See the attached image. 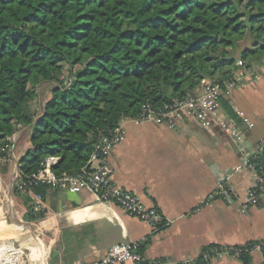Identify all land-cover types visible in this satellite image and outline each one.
<instances>
[{"label": "trees", "instance_id": "1", "mask_svg": "<svg viewBox=\"0 0 264 264\" xmlns=\"http://www.w3.org/2000/svg\"><path fill=\"white\" fill-rule=\"evenodd\" d=\"M239 59L264 61V0H0V153L31 128L14 191L49 157L56 173H79L101 138L145 103L193 96L203 79L233 77ZM44 81L50 95L37 112ZM42 213L29 208L26 217ZM216 247L186 264H210L204 253Z\"/></svg>", "mask_w": 264, "mask_h": 264}, {"label": "crops", "instance_id": "2", "mask_svg": "<svg viewBox=\"0 0 264 264\" xmlns=\"http://www.w3.org/2000/svg\"><path fill=\"white\" fill-rule=\"evenodd\" d=\"M251 67L244 82L221 100L222 115L244 132L242 141H233L219 127L206 129L192 121L178 129L152 122L125 124V140L108 156L113 180L158 209L166 221L158 229L116 204L99 202L88 189L39 188L43 213L28 219L29 208L39 213L32 209L36 192L14 191L19 159L31 146L30 127L21 128L27 133L24 143L12 145L7 171L0 165V260L83 264L100 258L113 244L144 240L140 251L146 260L186 264L208 246L264 239V185L245 209L256 177L237 170L242 150L252 156L264 140V61ZM222 180L223 193L207 201ZM247 260L214 258L210 264H263L264 255L255 251Z\"/></svg>", "mask_w": 264, "mask_h": 264}, {"label": "built area", "instance_id": "3", "mask_svg": "<svg viewBox=\"0 0 264 264\" xmlns=\"http://www.w3.org/2000/svg\"><path fill=\"white\" fill-rule=\"evenodd\" d=\"M236 65L239 67V70L235 71L233 77L223 81L203 79L199 92L193 96L174 99L161 108H156L150 103H145L137 116L124 118L113 131L101 138L95 145L86 166L79 173H56L52 169V165L57 162V157H49L46 159L45 165L38 172L18 180L17 188L25 193L36 192L35 199L32 202V209L35 212L43 210V195L37 191L39 188L65 190L68 192H79L83 189H88L96 195L99 202L116 204L129 214L150 224L154 229H158L166 223L162 214L157 208L147 207L138 194L123 188L113 180L114 170L108 162V156L117 144L125 140V124L129 121L135 124L152 122L172 129H178L186 122L192 121L206 129L219 127L233 141H242L245 136L244 132L235 122L224 117L221 113L222 98L239 87L244 82L246 76L252 72V67L248 66L241 59L236 62ZM17 131L5 144L4 152L0 153V165L9 161L11 147L17 141ZM242 151L243 159L241 164L238 165L237 170L246 169L253 172L256 177V185L249 190L248 199L244 206L247 209L256 202L257 195L264 185V161H260L261 153L264 151V140H262L260 148L252 156H249L246 150ZM18 175L17 170L15 172L16 179ZM223 183V180L218 183L217 188L208 197L207 201L223 193ZM143 245L144 240L116 243L111 245L100 258L83 264H143L146 261L143 253L140 251ZM263 247L264 239L249 244L212 248L209 252L204 253V257L209 261L214 258L224 257L241 258L244 253L262 252ZM150 263L158 264L160 261L151 260ZM0 264H7V261L3 258L0 260Z\"/></svg>", "mask_w": 264, "mask_h": 264}, {"label": "rangeland", "instance_id": "4", "mask_svg": "<svg viewBox=\"0 0 264 264\" xmlns=\"http://www.w3.org/2000/svg\"><path fill=\"white\" fill-rule=\"evenodd\" d=\"M50 88H51V83L47 81L41 82L38 85L37 87V90L39 91L38 97L34 101H32V108L34 111L36 110L37 112H41L42 108L44 107V102H45L46 97L50 95L49 94ZM27 133L31 135V128L28 129ZM27 133L23 134V132L21 133V131H17V141L19 142V144L24 143V138L26 137ZM17 152H19V150ZM4 164H7V162ZM9 179H10V176H9ZM7 185H8V181H6L5 187H7Z\"/></svg>", "mask_w": 264, "mask_h": 264}]
</instances>
